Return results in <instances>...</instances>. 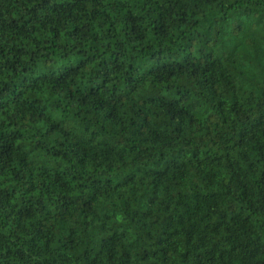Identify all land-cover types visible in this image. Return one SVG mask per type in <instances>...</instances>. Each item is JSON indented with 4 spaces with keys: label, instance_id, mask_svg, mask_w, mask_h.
Wrapping results in <instances>:
<instances>
[{
    "label": "trees",
    "instance_id": "16d2710c",
    "mask_svg": "<svg viewBox=\"0 0 264 264\" xmlns=\"http://www.w3.org/2000/svg\"><path fill=\"white\" fill-rule=\"evenodd\" d=\"M0 264H264V0H0Z\"/></svg>",
    "mask_w": 264,
    "mask_h": 264
}]
</instances>
